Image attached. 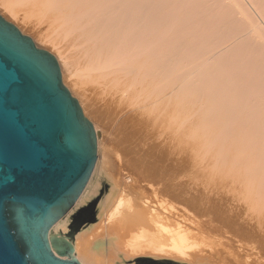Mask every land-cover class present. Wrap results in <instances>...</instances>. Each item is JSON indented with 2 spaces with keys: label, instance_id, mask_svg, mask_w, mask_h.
<instances>
[{
  "label": "bare ground",
  "instance_id": "obj_1",
  "mask_svg": "<svg viewBox=\"0 0 264 264\" xmlns=\"http://www.w3.org/2000/svg\"><path fill=\"white\" fill-rule=\"evenodd\" d=\"M211 1L0 0L95 127L89 181L49 231L80 264H264V32Z\"/></svg>",
  "mask_w": 264,
  "mask_h": 264
},
{
  "label": "water",
  "instance_id": "obj_2",
  "mask_svg": "<svg viewBox=\"0 0 264 264\" xmlns=\"http://www.w3.org/2000/svg\"><path fill=\"white\" fill-rule=\"evenodd\" d=\"M97 156L95 127L55 56L0 15V264H80L49 231L79 199Z\"/></svg>",
  "mask_w": 264,
  "mask_h": 264
},
{
  "label": "rangeland",
  "instance_id": "obj_3",
  "mask_svg": "<svg viewBox=\"0 0 264 264\" xmlns=\"http://www.w3.org/2000/svg\"><path fill=\"white\" fill-rule=\"evenodd\" d=\"M211 1V0H210ZM213 1V0H212ZM211 1V2H212ZM234 1V0H233ZM240 3H241V6L243 7V9H242V7H241V9H234V10H243L244 11V9H245V13L249 16V14H251L252 16H254V18L253 19H255V21H257L258 22V24H259V26H261L263 29H264V19H262V18H264V17H262L264 14H262V9L263 8H261V5H263L264 4V0H238ZM238 1H236V2H238ZM260 3V5H259V3ZM233 5H235L236 3H232ZM234 8H235V6H233ZM240 8V7H239ZM250 8V9H249ZM226 10H228V9H226ZM230 10V9H229ZM261 10V11H260ZM264 13V12H263ZM22 15V14H21ZM250 15V18L252 17ZM251 20H252V18H251ZM254 21V23L256 24V22ZM244 22H245V19H244ZM244 22H243V25L245 26V24H244ZM242 23V22H241ZM261 24V25H260ZM249 25V24H248ZM257 25V24H256ZM242 26H240V28H241ZM249 27H250V25H249ZM243 28V27H242ZM262 29V31L264 32V30ZM232 30H236V28L235 29H232ZM258 33V32H257ZM257 33H254L253 34V36L252 37H250L251 38V40H252V42L250 43V41H249V43H250V45L248 44V46H250V48L252 49V50H256V48L258 47V46H260L261 47V45H263L264 44V35H263V38H262V35L261 36H259L261 33H259V34H257ZM264 34V33H263ZM259 37H261V38H259ZM258 41V42H257ZM256 42V43H255ZM257 43H259V44H257ZM252 44V45H251ZM101 135V138L102 139H104V140H102L104 143L105 142H107L108 143V137L105 135V137H104V135L102 134V133H100ZM107 143H105L106 145H107ZM104 144V145H105ZM114 161H115V159H114ZM114 163V162H113ZM112 162H111V164H109V166H107L108 168H111L110 169V171H112V173L115 171V173H118L117 171H119V170H117V168H116V166H114V164H113ZM104 187H105V189L107 190V189H109V184H107V183H104ZM88 204V205H87ZM86 205H85V208L84 209H81L78 213H76L74 216H73V218H72V221H73V225H72V227H71V235H74L75 234V232H77V230L80 228V226L84 223V220L82 219V217L84 216V214L89 210V212H88V214L89 215H93V216H95L96 214H97V210H98V203H97V201H92V202H89V203H87ZM88 209V210H87ZM92 219H94L93 217H91V219L90 220H92ZM140 258V260L138 259V258H136V259H134L133 261H130V262H128L127 264H181V263H179V262H174V261H170V260H156V259H151V258H148V259H146V257L143 259V257H139ZM154 260H156V261H154ZM153 261V262H152Z\"/></svg>",
  "mask_w": 264,
  "mask_h": 264
}]
</instances>
